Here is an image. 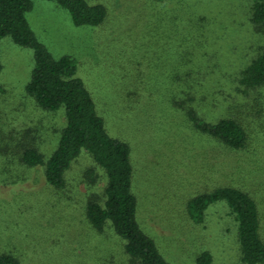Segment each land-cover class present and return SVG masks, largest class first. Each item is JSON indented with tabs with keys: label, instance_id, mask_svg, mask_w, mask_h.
Masks as SVG:
<instances>
[{
	"label": "rangeland",
	"instance_id": "1",
	"mask_svg": "<svg viewBox=\"0 0 264 264\" xmlns=\"http://www.w3.org/2000/svg\"><path fill=\"white\" fill-rule=\"evenodd\" d=\"M91 2L108 11L97 28L74 26L54 1L35 0L26 18L53 57L75 59L77 76L109 132L129 142L142 229L172 264H194L203 251L212 255V264H241L235 223L225 204H212L199 225L186 220L179 208L185 196L209 190L223 176L262 198L264 222V130L248 150L232 151L194 131L186 116L192 108L214 122L255 98L256 93L241 91L237 84L242 68L264 49V33L249 21L251 0ZM32 68L31 50L8 37L1 40V127L25 125L47 156L64 118L61 112H42L25 95ZM259 92L264 97V87ZM127 106L132 110L126 114ZM91 167L100 178L89 188L83 173ZM66 179L69 195L53 194L41 167L18 183L0 184V253L13 255L20 264H137L111 229L96 234L78 223L87 196L103 188L101 171L82 154ZM72 196L82 204L64 212L61 220L55 209H41L46 202L59 205Z\"/></svg>",
	"mask_w": 264,
	"mask_h": 264
},
{
	"label": "trees",
	"instance_id": "2",
	"mask_svg": "<svg viewBox=\"0 0 264 264\" xmlns=\"http://www.w3.org/2000/svg\"><path fill=\"white\" fill-rule=\"evenodd\" d=\"M34 1L0 0V42L8 37L16 46L32 51L33 68L24 88L25 95L44 113L61 112L64 125L54 149L45 156L36 147L29 128L8 123L4 124L6 128H2L3 120L0 118V184L18 183L25 179L30 170L41 167L51 192L69 195L72 192L67 191L66 174L84 154L101 171L104 180L101 191L91 192L83 205L76 199L77 196H72L71 201L59 205L46 202L41 209L47 213H54L52 210L55 209L54 214L61 220L66 217L63 216L64 212L72 213L81 205L78 223H85L96 234L104 233L106 228L111 229L121 240L123 251L132 262L172 264L165 259L155 240L138 221L129 142L109 132L91 93L77 76L75 59L70 56L53 57L37 39L26 18ZM45 1H54L66 10L76 27H100L108 15L104 4L91 0ZM249 21L257 33H264V0H251ZM134 77L137 79V76ZM237 84L241 91L256 93L255 98L247 104L231 108L226 116L214 122L204 120L192 108L186 111V116L198 134L213 139L229 150L245 151L264 130V97L259 92L264 87V49L242 68ZM128 96L130 98L131 95ZM131 110L127 106L124 113ZM99 178L93 167L83 173V181L89 188L96 186ZM212 186L209 190L195 191L185 196L179 208L181 214L189 222L199 225L204 222L208 208L222 202L235 223L240 263L264 264L262 198L226 182L223 176ZM212 263L213 257L208 251L199 253L194 261V264ZM0 264L20 262L13 255L1 252Z\"/></svg>",
	"mask_w": 264,
	"mask_h": 264
}]
</instances>
